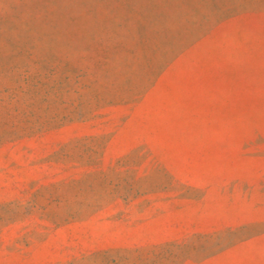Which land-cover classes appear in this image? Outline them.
I'll return each instance as SVG.
<instances>
[{
	"label": "rangeland",
	"instance_id": "374dc122",
	"mask_svg": "<svg viewBox=\"0 0 264 264\" xmlns=\"http://www.w3.org/2000/svg\"><path fill=\"white\" fill-rule=\"evenodd\" d=\"M0 264H264V0H0Z\"/></svg>",
	"mask_w": 264,
	"mask_h": 264
}]
</instances>
